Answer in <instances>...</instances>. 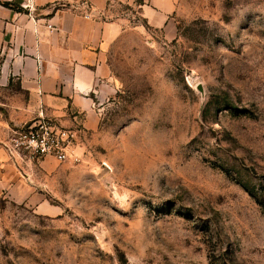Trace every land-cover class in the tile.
<instances>
[{"label":"rangeland","instance_id":"obj_1","mask_svg":"<svg viewBox=\"0 0 264 264\" xmlns=\"http://www.w3.org/2000/svg\"><path fill=\"white\" fill-rule=\"evenodd\" d=\"M150 1L99 14L116 91L68 159L32 158L37 196L0 191V264H264V0H162L159 25ZM23 99L0 84L4 116Z\"/></svg>","mask_w":264,"mask_h":264},{"label":"crops","instance_id":"obj_2","mask_svg":"<svg viewBox=\"0 0 264 264\" xmlns=\"http://www.w3.org/2000/svg\"><path fill=\"white\" fill-rule=\"evenodd\" d=\"M5 1H16L25 10L0 3V84L13 77L25 99L5 108L8 116L0 110V191L24 201L37 196L38 162L9 152L12 129L50 118L73 128L77 143L84 133L97 130L99 105L116 91L108 53L123 24L99 17L108 0H84L88 7L82 0ZM140 8L159 25L173 2L151 0ZM45 161L47 157L40 163Z\"/></svg>","mask_w":264,"mask_h":264},{"label":"built area","instance_id":"obj_3","mask_svg":"<svg viewBox=\"0 0 264 264\" xmlns=\"http://www.w3.org/2000/svg\"><path fill=\"white\" fill-rule=\"evenodd\" d=\"M89 16V14H86ZM77 133L50 118L27 122L11 131L8 150L11 154H27L32 158L54 156L59 161L69 158Z\"/></svg>","mask_w":264,"mask_h":264},{"label":"trees","instance_id":"obj_4","mask_svg":"<svg viewBox=\"0 0 264 264\" xmlns=\"http://www.w3.org/2000/svg\"><path fill=\"white\" fill-rule=\"evenodd\" d=\"M0 3L6 7L12 8L13 10H17V11H24L25 10L18 2H15V1H1L0 0ZM252 194L253 193L251 192V195Z\"/></svg>","mask_w":264,"mask_h":264}]
</instances>
